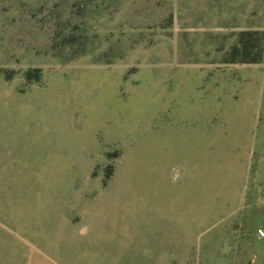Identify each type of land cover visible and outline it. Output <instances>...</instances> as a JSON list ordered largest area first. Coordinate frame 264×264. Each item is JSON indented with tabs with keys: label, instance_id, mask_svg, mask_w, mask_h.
Returning a JSON list of instances; mask_svg holds the SVG:
<instances>
[{
	"label": "rangeland",
	"instance_id": "374dc122",
	"mask_svg": "<svg viewBox=\"0 0 264 264\" xmlns=\"http://www.w3.org/2000/svg\"><path fill=\"white\" fill-rule=\"evenodd\" d=\"M248 28L264 0H0V264H264Z\"/></svg>",
	"mask_w": 264,
	"mask_h": 264
},
{
	"label": "trees",
	"instance_id": "16d2710c",
	"mask_svg": "<svg viewBox=\"0 0 264 264\" xmlns=\"http://www.w3.org/2000/svg\"><path fill=\"white\" fill-rule=\"evenodd\" d=\"M261 34L264 32L256 29H244L239 32L237 42L232 46L231 57L233 61H257L261 50L264 48Z\"/></svg>",
	"mask_w": 264,
	"mask_h": 264
}]
</instances>
